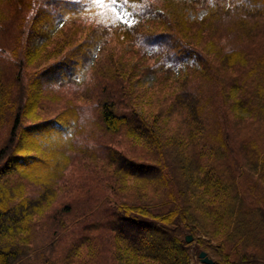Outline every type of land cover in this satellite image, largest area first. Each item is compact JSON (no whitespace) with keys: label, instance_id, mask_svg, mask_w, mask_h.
Instances as JSON below:
<instances>
[{"label":"trees","instance_id":"1","mask_svg":"<svg viewBox=\"0 0 264 264\" xmlns=\"http://www.w3.org/2000/svg\"><path fill=\"white\" fill-rule=\"evenodd\" d=\"M116 1L132 23L102 24L99 35L74 42L66 33L77 28L80 1L0 0V264H204L201 251L214 264H264V193L247 188L264 186V143L253 141L264 127V56L232 47L236 37L228 47L215 41L221 27L237 36L263 12L229 4L200 22L175 18L149 33L142 25L164 17L152 0ZM106 34L143 51L129 45L108 66L116 96L98 102L102 140L77 148L75 100L55 85L85 83ZM5 51L12 65L4 64ZM148 77L153 83L141 93H150L137 101L135 86ZM101 133L125 139L135 153ZM37 162L50 168H32ZM69 164L82 181L76 192L89 199L78 224L57 201ZM50 210L51 245L37 247L33 220ZM93 215V227H83Z\"/></svg>","mask_w":264,"mask_h":264},{"label":"rangeland","instance_id":"2","mask_svg":"<svg viewBox=\"0 0 264 264\" xmlns=\"http://www.w3.org/2000/svg\"><path fill=\"white\" fill-rule=\"evenodd\" d=\"M78 1L81 2L79 8L81 10L83 9L81 11L82 16L78 17L79 20L75 24L77 25L76 26L77 28L76 29L72 28L71 31H67L66 33V34L70 33L71 34L70 37L75 36L74 42L83 41L85 37L88 35V33L90 34V38H93V36L95 35H99L100 31L98 29H100L101 31L104 30L98 27L99 25L117 24L118 23L117 21L120 20L128 23H132L134 20L132 15L129 12H127L116 0H78ZM152 1L155 3L153 4L152 8L157 7L158 9L157 14L158 13L162 14L161 13L162 10V12L164 13V17L155 16L150 23L146 22V24H143L144 22H141V24H143L142 30L146 31V29H150L149 33H158L162 29L168 28L172 22H175V18L184 19L187 21L200 22L202 18H205V16L207 15L208 11L211 8L214 9L216 7H219V8H223V10L226 11L229 9L228 7L229 4L230 7H233L236 4H242L246 2L249 4L250 7H254L253 9L259 8L258 11L264 13V0H257L255 4H252L250 0H152ZM51 8L54 9V12L57 11L55 7L47 6L45 9L49 10V12L51 13L50 11L52 10ZM263 13H257L253 16H250L249 17L250 22H248L247 24V30L238 31L237 36L236 33H234V30H230L226 28L224 29L223 27H221L220 28L221 32L215 37V41L223 42L228 47L230 42L229 39L236 37L238 38V40H236V42H233V44L231 45L232 47H238V46L242 47L244 49V54L246 55L248 54L250 55L252 53V49H254L253 53H258L257 57L264 56V14ZM229 22L230 20L228 21V23ZM65 28H67V26ZM249 34H252V36H249ZM64 35H61L60 37H63ZM102 37H103L102 40L103 48L102 51L99 53L101 54V56L100 58L97 57V59L94 62L97 63L95 65H92L91 68L86 72V77H85L86 82L76 85V83L79 80L69 79L66 83H63L64 85L62 86H59L58 82L55 85L58 88L56 91L63 92L62 95L64 96H70L71 98L73 96L75 100L73 105L76 107L79 115L78 126L80 128V133L77 135L76 137L77 140L75 143V146L77 148L83 147L85 142L88 141L89 139L93 140V138H95L102 140V138H98L97 136L99 133L97 131L98 130L97 118L100 113L98 102L101 98L104 99L103 97L105 96L108 97L109 94L110 96L113 97L116 96L109 91V87L115 86L116 83L115 80H117V78H115L116 76L110 77L111 74H109L107 70L108 66L113 67L112 64L113 62H115V60H118V54H120V51H123V49L126 50V48L129 45L132 46L135 50L139 49L143 51V49H140V47L137 44L134 45L131 41L124 40L123 38H116L109 34H106L105 36ZM262 52L263 54L261 55ZM3 54L6 57L4 60L5 62L4 64L12 65V61H10L9 53L5 51ZM137 54H138L137 56L139 57L141 55V52ZM132 59L135 60L136 57ZM146 62L151 65L157 62V58ZM192 62L193 60H189V63ZM146 81L147 84L145 85L140 86L137 84L138 86H135L134 91H136V93L134 94V97L136 98L139 96L137 98V101L141 100V97L145 96V94L150 93L149 89L144 94L141 93L142 91L143 92L145 91L146 85H151L153 83V78L148 77ZM190 83L191 85L195 84V78H190ZM115 99H120V98L116 97ZM62 103L64 102L61 101L60 104ZM223 121L224 120H222V122ZM228 121L234 122L233 119L232 120L228 119ZM232 123L230 124L229 128L231 129V132L234 135V131L231 128ZM258 129H260L259 132L258 133L254 132L253 134V141L257 143H262V142L264 143V127L258 126ZM101 134L103 135V140H110L107 142H114L117 146L120 145L123 148H125L127 150L126 152L135 153V151L130 150L131 148L128 146L129 144L126 142L125 139L119 136H113V135L111 136L107 133H101ZM247 137H249V135H247ZM49 138L53 139L54 137H49ZM89 144H92V142L89 141ZM127 147H129V149H127ZM78 164L80 166V170L83 172L84 170L83 163H78ZM31 167L34 169L42 168V172L44 169L50 168V166L38 162L36 164H33ZM64 173L65 174H64V179L61 182V188L57 190V197H58L57 201H60L62 204H64L63 209L59 211V213H63L65 216L69 215L67 216V219H69L70 221L72 220L74 221L75 219H77L74 222L76 223L79 221V219H81L79 218V216L76 217L77 216L76 214L80 212V209L81 211H83L85 202H88L87 205L89 206V199L87 198V196H84L86 192L81 191L80 193H77L75 190L82 183L78 169L75 167H71V165L69 164V166L66 167ZM1 186H3L2 179H0V187ZM263 187L261 186V184H250V186H248L247 188L249 190V193H253L255 196H258L264 193ZM103 188L104 186L99 185L98 189H103ZM65 206L71 207L72 209L71 212L69 211L67 212L64 208ZM100 206L101 205L99 202L95 207L99 208ZM61 207H58L59 210ZM99 209H97L95 213ZM51 211L52 210H50L48 213L42 214L41 216L43 217L40 220H37L39 218L37 216L33 220L36 223L33 228V233L35 234L33 238L35 240V246L37 245V247H44L46 244L51 245L49 243L53 235H51V238L49 239L51 234L50 231L54 229L52 228L53 224L51 220H48L51 215L53 216ZM94 215L88 217L87 220L89 221L87 220L83 221V227H87L86 225H90L93 227L92 224L93 221L91 220L94 218ZM96 215L98 219H102L103 216H105L104 214H96ZM1 228H2V224H0V231ZM2 233L3 232L1 231L0 234ZM72 240L73 239L70 237L67 239L66 245H59L60 251L62 252L61 254L65 253L64 249L66 248L67 250ZM39 250L40 249H38L37 252ZM95 263L96 262L93 261L91 264H95Z\"/></svg>","mask_w":264,"mask_h":264},{"label":"water","instance_id":"3","mask_svg":"<svg viewBox=\"0 0 264 264\" xmlns=\"http://www.w3.org/2000/svg\"><path fill=\"white\" fill-rule=\"evenodd\" d=\"M186 239L188 242H191L193 237L192 235H188ZM199 257L201 259V262L204 264H214L213 260L209 258V256H207V253L205 251L200 252Z\"/></svg>","mask_w":264,"mask_h":264}]
</instances>
